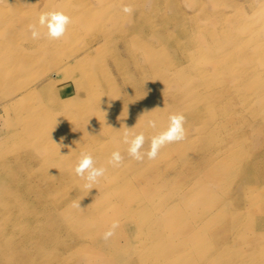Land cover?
I'll return each instance as SVG.
<instances>
[{
  "label": "rangeland",
  "instance_id": "374dc122",
  "mask_svg": "<svg viewBox=\"0 0 264 264\" xmlns=\"http://www.w3.org/2000/svg\"><path fill=\"white\" fill-rule=\"evenodd\" d=\"M123 4L134 8L131 17L121 11ZM52 9L72 18L66 36L48 40L53 51L32 71L33 76L16 75L20 64L13 61L35 56L42 47V39L31 40L26 26L36 22L42 10ZM65 65L73 68L70 80L76 89L63 93L55 75ZM33 81H37V95L22 103L16 102L18 95L10 101L2 98L6 87L26 88ZM49 84L55 86L47 92ZM11 102L16 103L8 108ZM143 103L146 107H140ZM92 107L103 111L76 122L71 117L75 109L87 112ZM173 112L186 117L184 141L166 145L155 160L142 164L126 157L127 145L122 143L126 130L144 132L147 150L150 137L167 127ZM149 119L157 121L156 129L147 127ZM16 120L20 125H13ZM262 120L264 0H0V251L10 250L0 256V264H20L18 256L24 264H124L120 260L128 258L127 264H135V257L155 264L159 259L154 252L161 240L150 236L157 234L153 229L157 224L132 218V213L149 212L142 210L145 207L133 211L138 204L132 203L143 195L135 183L136 173L144 170L150 180L170 179L171 185L152 198L162 205L177 202L193 179L177 163L189 152L223 154L229 145L232 154L249 150V155L237 153L222 164L223 174L228 175L242 170L260 144L263 150L256 168H264V126L260 131L254 128ZM25 122L31 123V135ZM202 122L206 131L220 129L204 135L198 130ZM76 123L92 124L83 142L85 151L108 168L91 190L74 183V166L68 170L76 163V146L82 145L81 137L73 133ZM181 143L193 149L177 152ZM116 150L133 172L126 177L125 189L123 166L107 164ZM236 182L232 179L220 186L219 202L229 199L226 194L231 188L232 199L239 200L236 206L243 212H249L254 201H264V190L243 199ZM93 192L104 193L105 199L76 197ZM74 202H80L81 208L73 207ZM220 207L228 214H240L227 202L218 203ZM249 218L248 214L241 217L242 228ZM117 219L130 233L151 235H137L126 244L116 230L105 242L103 233ZM257 246L253 239L247 240L232 257L264 264Z\"/></svg>",
  "mask_w": 264,
  "mask_h": 264
},
{
  "label": "bare ground",
  "instance_id": "6f19581e",
  "mask_svg": "<svg viewBox=\"0 0 264 264\" xmlns=\"http://www.w3.org/2000/svg\"><path fill=\"white\" fill-rule=\"evenodd\" d=\"M40 44L42 45V47L39 54H36L35 56L24 55L22 58L14 60L13 62L17 65L20 64V67L17 69L16 73L14 72V70L11 71V73H15L18 76H33L32 71L36 68L38 69L42 65V63L40 64V62L43 61V58L53 51L52 45L50 44V42H48L47 39H42L40 41ZM206 44L207 43H203L202 45L204 46ZM72 73L73 68L70 67V65H65L55 75V83H59L60 85H62L63 93L74 91L76 89L75 85L71 83L72 80H70V75ZM41 76L42 75L40 74V77ZM37 81H33L26 88L20 87L18 89H15L12 86H8L2 93V98L6 101H10L18 95L19 99L16 102L22 103L30 96H35L38 94L36 90ZM54 86V84H49L45 87V91L50 92ZM141 96H144V94ZM16 102L9 103L7 107H13V104ZM53 106L56 108V110L59 109L58 104H52V108ZM143 106L146 107V103L140 105V107ZM102 111L103 109L101 107L89 108L87 112L75 109L74 111H72L71 117L76 122L80 118L88 119L87 115L90 113L96 114L102 113ZM19 119H22V116H19ZM262 122H264V120L255 123L254 128L256 131H260L262 125L264 126V123ZM13 125L17 126L20 125V123L18 120H16ZM91 125L92 124L90 123L86 124L84 127H81L76 123V128L74 129L73 133L75 136L81 137L82 139V145L79 142L81 146H76V149L79 150L74 152V154L77 156V159L80 152L87 149V147L83 145V142L89 138L88 133L89 127H91ZM199 125L200 127H198V130L204 135L207 134L208 131V135H213L220 129L217 126L212 127L211 129H208L206 131L207 128H205V123L202 122L199 123ZM31 127V123L25 122V131L28 130L30 135L32 134ZM75 144L77 145V143ZM190 146L191 145L188 143L177 144L176 151L180 152L182 150H187L189 152L191 149H193V147ZM231 149V145L227 146L223 154L216 150L209 152L204 151V153L202 150L201 153H198L197 151L194 152V154L192 152H189L185 158L181 159L179 162L177 161L179 166H181L182 168L184 167L193 174V179L190 181V183H188V185H186V190L183 196L179 197L178 201L172 204H170L168 201L161 205V203L156 204L152 200V198H154L156 195H159V192L161 190L171 185L170 179H162V177H156V179L150 180L146 178L144 170L137 172L135 183L141 186V188L143 189V195L138 200V203H132L138 204L134 208H132L133 211H136V208L141 209V207H145L142 210H147L149 212H144V214H142L141 211H139V213L137 214L132 213V218H135L134 216H137L136 218H143L149 221L152 220L153 224H157L153 227V229H155L156 227L157 234L151 235L150 233L147 234L145 232L134 234L130 233L129 227L121 226L119 229H117V232L123 239H126V241H128L126 242V244L130 242L131 238H134L137 235L147 234L148 236L151 235L150 237H152V239L161 240V245H159L157 248L154 247L158 251L154 253L159 259L155 264H255L256 262L247 261L243 257H232V252L241 247L247 240L253 239L254 244L258 245V252L263 256L262 260H264V201L262 199L260 201H254V204L252 206L253 208L249 212H243L236 206L239 205V200H237L239 202L238 203L237 201H235L236 198L232 199L231 188L226 194V196H230L229 199H222V201L220 202H227L228 207H230V204L235 205L236 209L240 211V214H228L229 210H226L224 208L221 209V207L217 208L218 203H220L218 199L222 194H218V190L221 188L220 186H222L224 182L228 180L232 181V179H235L237 181L236 183L237 186H239L241 189L243 199L249 193H257L258 191L263 193L264 175L261 176L260 174L264 172V168H262L261 166H257L256 168V164H259L261 162V157L258 155L262 152L263 147L260 144L255 146L253 152L251 153L252 157L250 159V162L248 161L245 164V167L242 168V170L234 171L233 174L232 171H230L228 175H224L222 172L223 163L226 164L232 159V157H235L237 153L239 155L250 154L249 150H240L232 154ZM221 157L222 159L219 160ZM96 160L97 166H102V162L100 161V159ZM147 161V158H145L142 163ZM32 162H36L32 163L33 166L37 165L36 160ZM140 163L141 162H139V164ZM72 166L74 165L71 164V166H68L69 171H71ZM127 167L130 166L126 165V163L123 164V173L125 178H123L122 184L125 186L122 187L124 189L129 185V179L126 177H128L130 173H133L132 171H128ZM74 183L76 185H83L84 181L76 177ZM114 188L118 187L112 186V189ZM76 197H81V200L88 199L90 201H93L99 199L100 201H102L103 199H105V194L101 193L98 195V193L93 192L85 193L82 195L81 193H78ZM123 201V203L126 202L125 200ZM203 206L207 208H203ZM244 214H248L250 218L242 228L240 226V223L242 222L241 217ZM126 216H128V213H126ZM129 217L131 216L129 215ZM254 221L256 222L253 223ZM150 229L151 228H149L148 230ZM172 240L177 241L172 243ZM169 241H171V243H168ZM115 244L116 246H120L117 245V242ZM136 246L140 247L141 245L137 243ZM241 251L242 250H240L239 252ZM8 252H10L9 249L0 251V256L2 254L7 255ZM256 253L257 251H254V254ZM253 258L254 256H251L250 259ZM17 259H19L20 264H24V258L22 256H18ZM128 260L131 259L128 258ZM128 260L121 259L120 263L127 264V262H129ZM133 263L145 264V258L135 257L133 259Z\"/></svg>",
  "mask_w": 264,
  "mask_h": 264
},
{
  "label": "clouds",
  "instance_id": "9594fccd",
  "mask_svg": "<svg viewBox=\"0 0 264 264\" xmlns=\"http://www.w3.org/2000/svg\"><path fill=\"white\" fill-rule=\"evenodd\" d=\"M121 11L132 16L134 8L129 4H123ZM72 18L60 9L42 10L36 22L29 23L26 30L30 33V39L33 41L47 39L49 41L61 40L66 36ZM168 124L163 131L150 137V144L147 150H144L146 136L144 132L132 133L125 131L122 137V143L127 145V154L137 162H143L145 158L155 160L162 148L168 144L179 143L186 139V117L182 112H173L168 115ZM147 127L157 128V121L149 119ZM126 129H129L126 127ZM107 164L112 168H119L124 164V156L119 150L113 151L107 159ZM76 177L84 181V187L88 190L94 188V185L105 177L108 168L97 166V160L89 151H81L73 167ZM73 207L81 208L80 202H74ZM120 227V221L113 220L108 229L103 233L102 239L107 242L116 235V230Z\"/></svg>",
  "mask_w": 264,
  "mask_h": 264
}]
</instances>
